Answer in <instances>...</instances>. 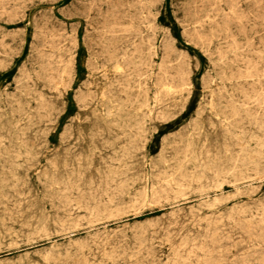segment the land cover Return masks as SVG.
Listing matches in <instances>:
<instances>
[{
    "label": "rangeland",
    "instance_id": "374dc122",
    "mask_svg": "<svg viewBox=\"0 0 264 264\" xmlns=\"http://www.w3.org/2000/svg\"><path fill=\"white\" fill-rule=\"evenodd\" d=\"M0 264H264V0H0Z\"/></svg>",
    "mask_w": 264,
    "mask_h": 264
},
{
    "label": "bare ground",
    "instance_id": "6f19581e",
    "mask_svg": "<svg viewBox=\"0 0 264 264\" xmlns=\"http://www.w3.org/2000/svg\"><path fill=\"white\" fill-rule=\"evenodd\" d=\"M193 1H195V0H193ZM206 1V0H205ZM232 1V0H231ZM255 1V0H254ZM110 2V1H109ZM204 2V1H203ZM213 2V1H212ZM209 3V2H208ZM207 3V4H208ZM221 3V2H220ZM260 3H262V2H260ZM97 4V3H96ZM206 4V3H205ZM206 4V5H207ZM210 4V3H209ZM235 4V3H234ZM238 4V3H237ZM108 5V4H107ZM106 5V6H107ZM130 5L128 4V7H129ZM142 6V5H141ZM205 6V5H204ZM241 7V6H240ZM211 8H213V7H211ZM236 8H237V6H236ZM200 9V8H199ZM196 10V9H195ZM224 10V9H223ZM87 11V10H86ZM212 11V10H211ZM88 12V11H87ZM206 12V11H205ZM142 14V13H141ZM207 14V13H206ZM145 16V15H144ZM196 16V15H195ZM126 17V16H125ZM250 18V17H249ZM230 19V18H229ZM232 19V18H231ZM234 20V19H233ZM142 21V20H141ZM247 21V20H246ZM128 23V22H127ZM216 23V22H215ZM199 25H200V23H199ZM198 25V26H199ZM214 25V24H213ZM219 25V24H218ZM243 25V24H242ZM202 26V25H201ZM200 26V27H201ZM243 27V26H242ZM255 26H253V28H254ZM202 30V29H201ZM211 31V30H210ZM153 32V31H152ZM231 34V33H230ZM118 35V34H117ZM49 37H50V34H49ZM137 37V36H136ZM189 37V36H188ZM200 37V36H199ZM134 39V38H133ZM233 39V38H232ZM129 40V39H128ZM149 41V40H148ZM144 42V41H143ZM232 42V41H231ZM233 42H235L234 40H233ZM94 43V42H93ZM98 45V44H97ZM118 48V47H117ZM156 49V48H155ZM41 52V51H40ZM72 52V51H71ZM122 52H124V51H122ZM52 53V52H51ZM260 54V53H259ZM59 55V54H58ZM52 57V56H51ZM60 57V56H59ZM154 62V61H153ZM63 76V75H62ZM61 76V77H62ZM108 76V75H107ZM122 77V76H121ZM26 78H27V76H26ZM34 83V82H33ZM35 86V85H34ZM140 86V85H139ZM140 88V87H139ZM161 88V87H160ZM97 91V90H96ZM221 92V91H220ZM211 97H212V95H211ZM255 102V101H254ZM158 106V105H157ZM156 109V108H155ZM261 109V108H260ZM242 112V111H241ZM241 112H239V113H241ZM154 113V112H153ZM157 114V113H156ZM245 115V114H244ZM155 118V117H154ZM149 119V118H148ZM209 119V118H208ZM207 122V121H206ZM208 123V122H207ZM211 123V122H210ZM208 126H209V124H208ZM259 127V126H258ZM220 128H218V130H219ZM256 129V128H255ZM210 134V133H209ZM151 136V135H150ZM210 136H212V135H210ZM248 137V136H247ZM254 174V173H253ZM201 193V192H200ZM194 195V194H193ZM176 198V197H175ZM68 230V229H67ZM64 231V230H63ZM86 233V232H85ZM154 234V233H153ZM27 240H29V243H30V240H31V238L29 239V237H28V239ZM27 243V242H26ZM16 244V243H15ZM51 247V246H50ZM50 249V248H49ZM174 249V248H173ZM51 252V251H50ZM49 252V253H50ZM48 252H46V254H47ZM46 261H47V259H46ZM201 262V261H200Z\"/></svg>",
    "mask_w": 264,
    "mask_h": 264
}]
</instances>
